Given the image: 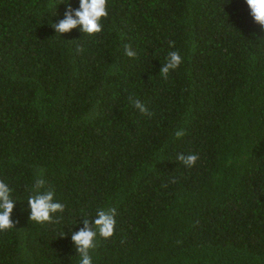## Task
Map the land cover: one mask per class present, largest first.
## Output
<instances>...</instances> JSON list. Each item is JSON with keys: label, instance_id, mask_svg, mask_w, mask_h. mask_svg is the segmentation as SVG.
<instances>
[{"label": "trees", "instance_id": "obj_1", "mask_svg": "<svg viewBox=\"0 0 264 264\" xmlns=\"http://www.w3.org/2000/svg\"><path fill=\"white\" fill-rule=\"evenodd\" d=\"M69 4L0 0V264H79L71 235L101 208L116 228L92 264H264V29L245 0H108L101 33L60 36ZM36 169L54 223L29 219Z\"/></svg>", "mask_w": 264, "mask_h": 264}, {"label": "clouds", "instance_id": "obj_2", "mask_svg": "<svg viewBox=\"0 0 264 264\" xmlns=\"http://www.w3.org/2000/svg\"><path fill=\"white\" fill-rule=\"evenodd\" d=\"M250 14L256 24L264 29V0H245ZM64 3V0H63ZM108 0H79V8L73 9L69 4L66 8L64 18L58 23L51 24L57 34L63 35L70 33L73 29H79L83 34L95 35L102 32V19L107 18ZM125 55L129 58L136 57L137 53L131 45L125 44ZM169 47H175L174 42H169ZM82 48H77V52H82ZM182 63V57L178 51L168 53L166 62L163 64L160 75L166 80L170 71L176 70ZM132 106L146 116L153 114L148 111L146 106L132 96L128 97ZM186 135L183 129L177 130V139ZM199 159L196 154H178L177 160L188 168L195 166ZM43 169H36L34 172V182L32 185V195L29 196L27 203L30 207V221L43 224L54 223V215L63 213L65 205L55 200V192L51 187L46 188V181L43 178ZM46 189V190H45ZM15 202L11 198V189L0 180V231H7L15 227L11 215ZM116 209H98L94 219H82L83 227L79 231L73 232L71 240L75 245L76 253L80 256L79 264H92L90 255L96 247V239L99 235L103 239H109L114 235L116 228ZM63 234L61 237H63Z\"/></svg>", "mask_w": 264, "mask_h": 264}]
</instances>
